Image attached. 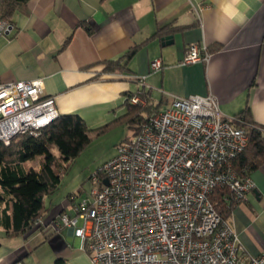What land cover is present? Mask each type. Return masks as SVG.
<instances>
[{
    "label": "crops",
    "instance_id": "crops-1",
    "mask_svg": "<svg viewBox=\"0 0 264 264\" xmlns=\"http://www.w3.org/2000/svg\"><path fill=\"white\" fill-rule=\"evenodd\" d=\"M194 43L210 60L183 65ZM135 47L122 73L106 71ZM157 59L162 68L152 71ZM37 79L61 115L88 123L100 124L124 110L129 94L145 91L152 104L164 101L163 110L173 97L209 94L227 117L249 106L264 130V0H30L14 15L10 36L0 37V82ZM252 178L255 189L229 217L245 257L264 252V164ZM49 208L26 236L4 237L0 229V264H92L81 241L53 225L62 213L75 214L68 201Z\"/></svg>",
    "mask_w": 264,
    "mask_h": 264
},
{
    "label": "built area",
    "instance_id": "built-area-1",
    "mask_svg": "<svg viewBox=\"0 0 264 264\" xmlns=\"http://www.w3.org/2000/svg\"><path fill=\"white\" fill-rule=\"evenodd\" d=\"M13 30L11 22L0 19V37ZM210 57L206 47L194 43L182 63H207ZM161 68L160 59L150 64L152 71ZM145 79L136 81L143 85ZM130 103L147 104L140 96ZM60 115L56 100L44 96L42 79L0 82L4 145L18 136L38 137ZM238 123L222 113L211 94L173 97L167 109L118 146L94 176L100 188L92 197L68 202L75 214L64 212L53 225L72 231L92 264H264V252L244 256L239 236L211 200L214 189L222 187L240 205L255 189L252 175L235 168L249 145Z\"/></svg>",
    "mask_w": 264,
    "mask_h": 264
},
{
    "label": "trees",
    "instance_id": "trees-1",
    "mask_svg": "<svg viewBox=\"0 0 264 264\" xmlns=\"http://www.w3.org/2000/svg\"><path fill=\"white\" fill-rule=\"evenodd\" d=\"M30 0H0V19L14 25V15L27 7ZM161 34V31L155 36ZM133 48L122 59L109 62L108 73H122L125 65L138 51ZM134 96H140L147 102L146 106H134L130 103ZM149 93L140 91L129 94L124 104L125 113L131 122L138 125L135 136L140 132L147 119L160 113L159 106L151 103ZM152 106V108H151ZM148 111L147 117L141 111ZM241 123L236 124L246 130L249 145L245 152L235 161V168L246 169L252 175L264 164V130L257 126L247 106L235 116ZM99 128L97 131H102ZM86 121L78 114L60 115V117L43 129L38 137L23 135L16 137L9 146L0 142V229L4 237L26 236L37 227L38 220H44L50 210L46 198L59 190L62 174L70 168L71 163L92 141V132ZM41 157V168L27 169L26 164ZM211 200L223 219L229 220L237 205L227 188L217 187L211 194ZM2 244L0 242V248ZM18 264V263H14ZM54 264H67L64 259H57Z\"/></svg>",
    "mask_w": 264,
    "mask_h": 264
},
{
    "label": "rangeland",
    "instance_id": "rangeland-1",
    "mask_svg": "<svg viewBox=\"0 0 264 264\" xmlns=\"http://www.w3.org/2000/svg\"><path fill=\"white\" fill-rule=\"evenodd\" d=\"M156 102L159 103V98L156 99ZM164 108V105L159 106L160 111H163ZM116 112V114L111 113L110 118L100 124L86 122L89 129L94 130L91 134L92 141L71 163L70 168L62 174L59 190L53 196L46 198L48 205L61 199H66L70 203H79L84 199L91 198L92 192L100 188V184L94 182V176L116 156L119 145L135 136L138 128L136 123L131 122L127 117H122L125 109L123 111L117 109ZM141 114L147 117L148 111L142 110ZM99 128H103V130L98 132ZM41 161L42 158L38 157L27 163L26 168L39 170ZM78 244L81 246L80 242Z\"/></svg>",
    "mask_w": 264,
    "mask_h": 264
},
{
    "label": "water",
    "instance_id": "water-1",
    "mask_svg": "<svg viewBox=\"0 0 264 264\" xmlns=\"http://www.w3.org/2000/svg\"><path fill=\"white\" fill-rule=\"evenodd\" d=\"M165 40H166V41L172 40V37H171V36H170V37H166ZM104 184L107 185V184H108V181L105 180ZM70 232H72V231H70Z\"/></svg>",
    "mask_w": 264,
    "mask_h": 264
}]
</instances>
